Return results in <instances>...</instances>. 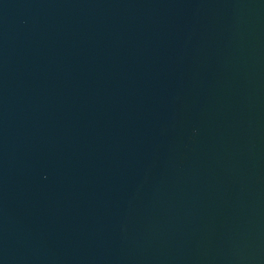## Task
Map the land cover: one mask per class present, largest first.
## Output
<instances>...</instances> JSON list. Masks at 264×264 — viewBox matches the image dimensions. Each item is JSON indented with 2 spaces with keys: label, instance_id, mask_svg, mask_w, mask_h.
<instances>
[{
  "label": "water",
  "instance_id": "1",
  "mask_svg": "<svg viewBox=\"0 0 264 264\" xmlns=\"http://www.w3.org/2000/svg\"><path fill=\"white\" fill-rule=\"evenodd\" d=\"M0 264H264V0H0Z\"/></svg>",
  "mask_w": 264,
  "mask_h": 264
}]
</instances>
